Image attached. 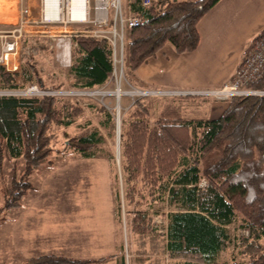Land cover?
<instances>
[{
  "label": "trees",
  "instance_id": "obj_1",
  "mask_svg": "<svg viewBox=\"0 0 264 264\" xmlns=\"http://www.w3.org/2000/svg\"><path fill=\"white\" fill-rule=\"evenodd\" d=\"M220 0L129 1V14L141 22L127 30L131 72L166 46L177 53L195 51L201 42L200 20ZM71 74L76 86L95 88L114 73L110 40L91 34L73 38ZM38 84L51 90L36 63L23 61L19 71L1 70L0 89ZM264 90V76L254 84ZM151 122L150 107L142 98L122 134V171L125 199L135 204L131 228L142 251L166 253L173 264H264V95L232 97L218 116L186 117V109L204 104L206 97H161ZM84 112L81 105L53 95H0V165L7 157L23 158V178L6 188L4 208L21 205L28 189L25 176L48 160L53 151L54 126H69ZM97 132L72 137L71 148L91 157ZM205 180V185L201 186ZM170 201L166 233L156 234L154 204ZM239 221L243 237L242 261L223 262L232 235L228 226ZM238 241V238L236 239ZM105 258L80 259L43 254L25 264H98ZM221 259V261H220Z\"/></svg>",
  "mask_w": 264,
  "mask_h": 264
},
{
  "label": "rangeland",
  "instance_id": "obj_2",
  "mask_svg": "<svg viewBox=\"0 0 264 264\" xmlns=\"http://www.w3.org/2000/svg\"><path fill=\"white\" fill-rule=\"evenodd\" d=\"M33 1L35 11L40 12L41 0ZM129 1L120 0L116 39L113 27L104 32L117 45L113 76L95 88L75 85L76 79L69 70L71 57L66 60L51 37L21 41L20 62L36 63L46 85L53 87L50 95L61 97L62 102L77 103L84 112L69 126L53 127V151L47 161L25 176L28 189L18 207L4 208L6 188L13 180L23 178L25 162L23 158L7 157L0 165V264H25L30 257L43 254L80 259L104 257L105 261L98 264H172L176 261L166 253L152 252L149 243L145 251L141 250L139 236L131 228L135 204L124 196L121 130L136 109L137 99L142 98L150 107L151 122L161 107L160 96H143L137 92L136 89L151 87L136 84L129 68L128 33L123 29L122 20L128 15ZM26 6V0L24 3L0 0V38L18 23ZM110 17L114 20L115 8L110 9ZM22 90L0 89V95H20ZM207 101L223 100L208 97ZM210 113L207 106L200 105L186 109L184 115L210 117ZM91 132H97L99 139L91 157L70 147V138ZM148 207V204L144 206L153 213L156 234L166 233L169 213L180 208L169 200ZM228 228L232 241L223 262L242 261L246 257L240 255V247L243 237L249 233L240 227L239 221Z\"/></svg>",
  "mask_w": 264,
  "mask_h": 264
},
{
  "label": "crops",
  "instance_id": "obj_3",
  "mask_svg": "<svg viewBox=\"0 0 264 264\" xmlns=\"http://www.w3.org/2000/svg\"><path fill=\"white\" fill-rule=\"evenodd\" d=\"M33 3L26 0L29 12L23 13L20 19L40 17L41 8L40 12L35 11ZM78 26L87 30L96 28L93 23ZM198 28L201 42L195 51L180 54L166 45L156 57L137 69L136 84L160 90L219 87L231 79L249 43L264 30V0H220L200 20ZM202 105L211 112L206 118H211L220 115L228 103L206 101Z\"/></svg>",
  "mask_w": 264,
  "mask_h": 264
},
{
  "label": "built area",
  "instance_id": "obj_4",
  "mask_svg": "<svg viewBox=\"0 0 264 264\" xmlns=\"http://www.w3.org/2000/svg\"><path fill=\"white\" fill-rule=\"evenodd\" d=\"M74 0H58L59 11L56 16L48 14L46 9V0H41V15L38 19H20L13 28L5 31L0 38V78L1 70L19 71L20 68V47L23 39L34 37H51L60 49V52L66 57V45L71 47V37L80 34H91L99 37H106L110 40L115 56L116 43L113 38L105 31H110L114 39L118 36L116 21L121 17L120 0H83V15H77L74 12ZM145 5L152 0H143ZM115 8L114 20L110 17V9ZM27 8L23 13H28ZM124 21L123 29L127 32L130 27L137 26L141 18L127 15ZM80 23H93L95 30H87L79 27ZM101 33H100V32ZM264 76V30L260 32L247 46L243 59L238 64L231 79L225 81L216 88L205 90H160L150 88L146 90L136 89L141 95L153 97H173L180 95L213 97L217 100L229 101L232 97H243L252 95H264L263 89L254 87ZM49 89H44L38 84H29L23 87L20 96H44L50 95ZM121 93V89H119ZM120 124V123H119ZM119 127V125H118ZM120 128H118L119 130ZM205 182L201 183L204 186Z\"/></svg>",
  "mask_w": 264,
  "mask_h": 264
},
{
  "label": "bare ground",
  "instance_id": "obj_5",
  "mask_svg": "<svg viewBox=\"0 0 264 264\" xmlns=\"http://www.w3.org/2000/svg\"><path fill=\"white\" fill-rule=\"evenodd\" d=\"M73 4L75 5L74 12L77 15H83L84 8H83V0H74ZM46 9L49 15L56 16L57 11H59V2L58 0H46ZM70 58V49L69 45H66V60H69Z\"/></svg>",
  "mask_w": 264,
  "mask_h": 264
}]
</instances>
